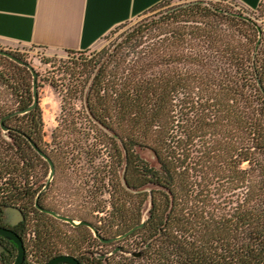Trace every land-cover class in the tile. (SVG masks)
Segmentation results:
<instances>
[{
	"label": "trees",
	"instance_id": "obj_1",
	"mask_svg": "<svg viewBox=\"0 0 264 264\" xmlns=\"http://www.w3.org/2000/svg\"><path fill=\"white\" fill-rule=\"evenodd\" d=\"M14 56L25 65L0 54V214L11 206L25 214L10 228L24 264L61 255L80 264H264L263 25L197 4L139 27L65 72L50 144L40 101L29 110L31 70ZM32 143L54 164L51 182ZM64 170L87 172L84 194H70L81 210L48 202ZM40 208L87 221L104 239L145 224L118 241L134 240L135 250L101 255L95 245L113 243ZM0 241V264H15L16 245Z\"/></svg>",
	"mask_w": 264,
	"mask_h": 264
},
{
	"label": "rangeland",
	"instance_id": "obj_2",
	"mask_svg": "<svg viewBox=\"0 0 264 264\" xmlns=\"http://www.w3.org/2000/svg\"><path fill=\"white\" fill-rule=\"evenodd\" d=\"M197 4L201 6H220L234 15L251 18L259 25L264 26V2L259 10H250L236 0H164V2L151 8L143 15L116 27L94 49L86 53H69L22 45L0 46L1 51L20 56L38 74V93L40 106L43 111L45 141L49 144L52 142L53 131L58 125L62 105L60 92L63 89L62 85L69 83V77L66 76L65 72H68L74 66L84 63L83 59L87 58L90 60L98 52H111L117 49L139 27L152 24L153 21L160 19L168 12ZM52 84L58 88H54ZM78 106H80V103H78ZM138 152L143 159L157 167L156 160L150 151L138 150ZM86 179H88L87 172H84V170H76L74 172L73 170H64L63 174L60 175L59 188L48 196V202L52 204L56 202L54 204L64 212L81 210V197L73 198L70 194L79 192V196H82L88 188L84 186ZM51 180L49 175L48 181L51 182ZM149 208L150 205L147 204L143 213L144 220L148 216ZM76 221L78 222V220ZM93 221L96 222V220ZM32 231V228L28 229L27 240L34 238ZM63 231L71 233V229L68 227L63 228ZM133 243L134 240L115 242L107 247L97 244L94 251L101 255L108 254L110 256L111 252L119 246H122L126 251L135 250L136 247ZM126 256L132 258L130 254Z\"/></svg>",
	"mask_w": 264,
	"mask_h": 264
},
{
	"label": "crops",
	"instance_id": "obj_3",
	"mask_svg": "<svg viewBox=\"0 0 264 264\" xmlns=\"http://www.w3.org/2000/svg\"><path fill=\"white\" fill-rule=\"evenodd\" d=\"M164 0H0V46L94 49L116 27ZM250 10L264 0H236Z\"/></svg>",
	"mask_w": 264,
	"mask_h": 264
},
{
	"label": "water",
	"instance_id": "obj_4",
	"mask_svg": "<svg viewBox=\"0 0 264 264\" xmlns=\"http://www.w3.org/2000/svg\"><path fill=\"white\" fill-rule=\"evenodd\" d=\"M0 54L10 58L11 60H13L19 64L25 65L24 62L20 61L14 55H12L8 52L1 51ZM27 66L31 70V73L33 76L34 103L31 106V108H29V110H31L39 104L38 74L30 65H27ZM32 146L36 150V152L45 161H47L48 164L50 165V168H51L50 178L52 179L54 177V174H55V167H54L53 162L35 143H32ZM40 210L42 212L47 213L48 215L58 219V220H60V221H63V222L70 224L73 227H79V226L88 227L89 229H91L93 231L96 238H98L101 242L107 243V244L115 243V242H118L120 240L127 238L133 232H135L137 229L142 228L145 224V222H142L140 225L131 229L127 233L123 234L122 236H119L116 238H111V239H104L99 235L96 228L91 223H89L87 221L77 222V221H74L73 219H71L69 217L59 215L52 210L42 209V208H40ZM4 216H5V219H4L5 224L10 225L11 227H15L25 220V214L23 213V211L17 207H12V206L6 207L4 209ZM0 237H2L3 239H5L7 241L13 242L16 245L17 256H16L15 264H24L25 259H26V249H25L24 242L20 238V236L16 232H14L12 229L0 226ZM3 251H4V248H3V245L0 241V253H2ZM135 256H139V254H135ZM46 264H80V262L76 258H74L73 256L61 255V256H57V257L53 258L52 260H50Z\"/></svg>",
	"mask_w": 264,
	"mask_h": 264
},
{
	"label": "flooded vegetation",
	"instance_id": "obj_5",
	"mask_svg": "<svg viewBox=\"0 0 264 264\" xmlns=\"http://www.w3.org/2000/svg\"><path fill=\"white\" fill-rule=\"evenodd\" d=\"M5 216L4 214H0V226L1 227H5V228H11L10 225H6L4 222ZM0 239H2V241H6L5 239H3L2 237H0Z\"/></svg>",
	"mask_w": 264,
	"mask_h": 264
}]
</instances>
